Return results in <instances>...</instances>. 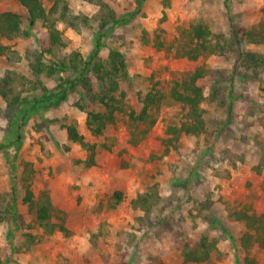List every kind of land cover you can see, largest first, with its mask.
<instances>
[{
	"label": "rangeland",
	"instance_id": "1",
	"mask_svg": "<svg viewBox=\"0 0 264 264\" xmlns=\"http://www.w3.org/2000/svg\"><path fill=\"white\" fill-rule=\"evenodd\" d=\"M55 1L43 0L47 8ZM66 1L75 13L90 15L92 23L80 31L58 23L67 43L58 54L76 49L86 58L94 46L100 6L97 0ZM103 1L117 14L136 8V0ZM5 9L20 13L27 31L25 8L17 0H0V10ZM197 21L224 36L215 38L217 50L189 58L179 39L188 41L182 30ZM258 29L264 35V0H144L100 51L106 59L116 48L127 64L116 92L122 95L120 110L101 135L88 129L86 110L105 107L82 85L58 105L30 107L20 127L0 97V263L264 264V246L244 248L239 240L246 220L234 217L239 210L264 211V37L255 33ZM28 31L5 40L9 48L0 53V76L23 74L17 90L35 95L53 88L58 78L32 72L45 23L37 20ZM247 33L256 40H248ZM243 52L257 55L259 64L245 66L249 62L238 59ZM198 67L206 70L198 79L204 130L182 132L167 150L171 127L188 112L172 87ZM88 76L100 95L102 85L93 72ZM149 91L157 95L150 110L153 124L129 114L141 111ZM67 124L95 143L92 165L86 164L88 148L68 139ZM27 189L37 204L49 198L51 221L64 224L66 231H52L38 221L36 207L24 201ZM142 194L146 202L134 204ZM205 247L206 260H185L186 250Z\"/></svg>",
	"mask_w": 264,
	"mask_h": 264
},
{
	"label": "trees",
	"instance_id": "2",
	"mask_svg": "<svg viewBox=\"0 0 264 264\" xmlns=\"http://www.w3.org/2000/svg\"><path fill=\"white\" fill-rule=\"evenodd\" d=\"M17 1L28 13V29L27 31L23 30L20 13L12 9L0 10V53H5L9 48L5 40H12L22 34H28L29 28L37 20H42L46 26V33L42 38L41 50L34 53V59L30 62L31 70L38 78L44 75L58 78V82L53 88L44 87L42 93L30 95L29 93L23 94L22 90H17V84L23 83L26 78L23 74L16 71H7L0 76V97L6 102L7 113L13 115L12 122L20 127L22 121L28 115L30 107L35 109L40 106L58 105L68 98L70 91L76 89L78 85H82L87 92L85 94L92 93L93 100L95 99V101L100 102L105 107L102 111L86 110L88 129L93 134L101 135L109 123H114L115 111L120 110L122 95L120 93L116 94V92L120 87V78L126 74L127 64L122 51L116 48L109 49L106 59L100 56V51L106 45L105 39L117 26L128 23L137 15L144 0H136V8L134 10L121 14H117L107 2L97 0L100 8L97 27L93 34L94 46L86 58L76 49H71L64 56L58 54L59 50L67 46L63 36V29L58 26V23L62 22L64 27L80 31L82 27L91 26L92 17L90 15L75 13L66 0H56L49 8L44 5L43 0ZM182 31L189 35L188 41L179 39L184 48L185 53L183 55L189 58H197L203 52L217 50L219 41H215V38L221 39L224 36L223 33H214L208 24L200 21L191 23ZM232 32L235 36L234 38L240 42L241 38L237 28L233 27ZM262 32V29H258L255 33L262 38L264 37ZM248 40H256V38L249 33ZM242 57L243 60L249 62L248 65H245L247 67H254L252 64L257 66L260 62V58L250 52L240 53L239 61H243ZM236 69L240 73L239 71L241 70H238V66H236ZM89 72H93L99 86L102 85V88H100L102 90L99 92L100 95H96L93 90L91 78L88 76ZM205 72L204 67H198L188 78L172 87V95L176 100L188 107V112L187 117L179 126L174 125V127H171V132L174 135L167 138V150L169 145H172L173 140L177 139L182 132L198 133L204 130L205 120L200 110L204 93L202 86L198 84V79ZM156 101L157 95L153 91L147 92L141 111L137 113L134 109L130 110L131 118L135 121L139 120L153 124L154 118L151 117L150 110L156 105ZM78 104L79 108L85 109L80 102ZM66 132L68 139L88 148L91 154L86 164L88 166L92 165L95 162L93 155L95 143L86 140L84 134L78 130L75 124H67ZM18 138H20V135H18ZM117 195L121 197L119 193ZM146 200L147 194H142L135 198L133 203L146 202ZM24 201L28 202L32 208L36 207L37 219L41 224L50 226L52 231L57 229L67 230L64 224L51 221L52 205L49 198L46 197L45 201L37 204L33 191L27 189ZM13 215L16 216L15 206ZM234 217L246 220L247 230L241 235L239 240L244 248H248L254 243L264 246V211L258 214H249L246 210H239ZM3 218L4 215L0 211V221ZM205 249L202 252H198L199 248L186 250L184 258L192 261L206 260L209 256V251L207 247Z\"/></svg>",
	"mask_w": 264,
	"mask_h": 264
}]
</instances>
